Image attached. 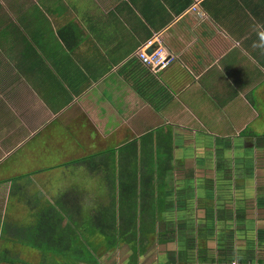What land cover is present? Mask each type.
I'll return each instance as SVG.
<instances>
[{
	"label": "crops",
	"instance_id": "1",
	"mask_svg": "<svg viewBox=\"0 0 264 264\" xmlns=\"http://www.w3.org/2000/svg\"><path fill=\"white\" fill-rule=\"evenodd\" d=\"M194 2L0 0V165L35 163L0 168V264L57 262L30 237L67 190L136 211L96 264H264V0ZM149 39L165 66L134 54Z\"/></svg>",
	"mask_w": 264,
	"mask_h": 264
},
{
	"label": "trees",
	"instance_id": "2",
	"mask_svg": "<svg viewBox=\"0 0 264 264\" xmlns=\"http://www.w3.org/2000/svg\"><path fill=\"white\" fill-rule=\"evenodd\" d=\"M124 77L143 93L130 75L125 74ZM12 181L15 184V177ZM75 194L64 191L62 195L55 196L53 204L50 201L44 203L37 214L31 244L57 255L62 253L60 262L53 264H96L100 247L114 251L121 242L127 244L134 240L129 232L136 231L137 224L132 222L136 217L135 209L122 207L123 202H120L117 210L112 206L94 207L89 211L82 202L78 206L70 204L68 199H76Z\"/></svg>",
	"mask_w": 264,
	"mask_h": 264
},
{
	"label": "rangeland",
	"instance_id": "3",
	"mask_svg": "<svg viewBox=\"0 0 264 264\" xmlns=\"http://www.w3.org/2000/svg\"><path fill=\"white\" fill-rule=\"evenodd\" d=\"M18 158H20V151L16 149L11 155L6 157L5 162H4V160H2L4 162V164L0 165V168L7 165L6 167L10 168L11 172L16 174V173L20 172V170H27L29 168H32L35 164L33 161H16V159L18 160ZM19 160H21V159H19ZM15 171H17V172H15ZM23 179H25L24 176L22 177V180ZM15 185L16 184H14V186H13L12 194L10 197L11 198L10 199L11 206L9 208L13 225H14L16 219H18V218L20 219L21 217H25L27 215V214L25 215L22 211L23 209H21L24 206L23 201H22V203H19V201H21L20 200L21 196L25 197L26 194H23L18 189V186H15ZM27 195L32 197L33 191L32 192L30 191V193H27ZM25 219L29 220L28 217H26ZM12 231H14V230L12 229ZM14 232L20 233V230H15ZM26 252H27V257L23 258L26 261V264H53V262H54L49 258L48 255H45L43 257V261H37V259H39L40 256H36V254H34L33 249L29 246H28ZM46 252H48V251H46ZM61 255H62V253L58 254L57 262H60Z\"/></svg>",
	"mask_w": 264,
	"mask_h": 264
},
{
	"label": "built area",
	"instance_id": "4",
	"mask_svg": "<svg viewBox=\"0 0 264 264\" xmlns=\"http://www.w3.org/2000/svg\"><path fill=\"white\" fill-rule=\"evenodd\" d=\"M191 10L195 11L196 14L201 16V12L198 10V0H195V2L190 7ZM152 44V40L149 39L142 45H140L137 50L135 51V55L139 57L144 63L150 65L153 69L159 68L166 65L167 59L165 56H162L158 49H155L153 52H147L146 47L150 46ZM229 264H259L256 261H241L237 258L232 259Z\"/></svg>",
	"mask_w": 264,
	"mask_h": 264
}]
</instances>
